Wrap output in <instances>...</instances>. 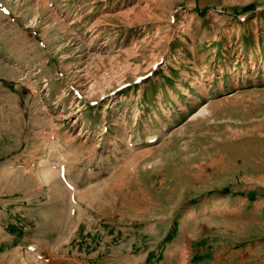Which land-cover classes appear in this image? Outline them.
<instances>
[{
	"label": "rangeland",
	"instance_id": "obj_1",
	"mask_svg": "<svg viewBox=\"0 0 264 264\" xmlns=\"http://www.w3.org/2000/svg\"><path fill=\"white\" fill-rule=\"evenodd\" d=\"M0 264H264V0H0Z\"/></svg>",
	"mask_w": 264,
	"mask_h": 264
},
{
	"label": "bare ground",
	"instance_id": "obj_2",
	"mask_svg": "<svg viewBox=\"0 0 264 264\" xmlns=\"http://www.w3.org/2000/svg\"><path fill=\"white\" fill-rule=\"evenodd\" d=\"M199 212H201V209H199V210L196 211V212H193V211H191V210H188L187 213H186V215H185V217H188V216H194V215L198 214Z\"/></svg>",
	"mask_w": 264,
	"mask_h": 264
},
{
	"label": "trees",
	"instance_id": "obj_3",
	"mask_svg": "<svg viewBox=\"0 0 264 264\" xmlns=\"http://www.w3.org/2000/svg\"><path fill=\"white\" fill-rule=\"evenodd\" d=\"M178 227H179V226H178ZM176 231H178V228H177L176 225H175V229H174V231H173V234H175Z\"/></svg>",
	"mask_w": 264,
	"mask_h": 264
},
{
	"label": "snow or ice",
	"instance_id": "obj_4",
	"mask_svg": "<svg viewBox=\"0 0 264 264\" xmlns=\"http://www.w3.org/2000/svg\"><path fill=\"white\" fill-rule=\"evenodd\" d=\"M5 11H7V10H5Z\"/></svg>",
	"mask_w": 264,
	"mask_h": 264
}]
</instances>
